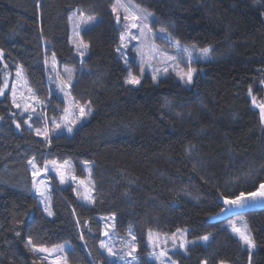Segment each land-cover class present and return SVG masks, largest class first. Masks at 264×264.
I'll list each match as a JSON object with an SVG mask.
<instances>
[{"label":"trees","instance_id":"obj_1","mask_svg":"<svg viewBox=\"0 0 264 264\" xmlns=\"http://www.w3.org/2000/svg\"><path fill=\"white\" fill-rule=\"evenodd\" d=\"M132 1L154 14L152 31L164 28L179 43L213 49L211 60L194 62L190 87L171 75L154 82L145 74L139 85L125 84L129 70L139 76V65L132 52L125 63L117 51L122 25L112 12L114 0H0V86L19 66L48 105L52 126L65 108L43 71L54 53L59 66L74 68L73 101L91 107L71 133L51 129L46 145L23 127L10 94L0 96V264H45L29 238L37 247L69 243L70 264H109L100 248L101 218L112 215L118 237H136L137 264H157L148 258L149 230L178 229L188 240L208 235L209 241L189 245L186 253L171 251L176 264H264V209L241 214L256 244L251 252L225 220H209L220 211V197L264 182L257 107L264 101V0ZM75 10L98 17L79 32L89 45L84 57L69 42L68 17ZM43 125L39 117L37 126ZM46 158L69 161L80 179L89 167L93 202L80 201L72 184L55 181L53 218L47 217L28 169L29 160L41 165Z\"/></svg>","mask_w":264,"mask_h":264},{"label":"rangeland","instance_id":"obj_2","mask_svg":"<svg viewBox=\"0 0 264 264\" xmlns=\"http://www.w3.org/2000/svg\"><path fill=\"white\" fill-rule=\"evenodd\" d=\"M115 3V0L113 2V4ZM122 3L129 5L130 6V11H138L137 9H135L132 6H139L140 10H146L147 12L151 13L152 16L149 17L147 20L143 21V24H147V28H145V36H141L139 29H132L131 31L138 37H140V39H126L124 41V43L127 44V48L122 49V51L125 53V55L130 51L133 53L134 58L136 60V62L139 65V76L142 77L145 74L150 75L153 78L154 75V70L155 69H159V72L155 73L157 75V80L160 78H165L168 76H173L179 83H181L182 85H185L184 81H181L179 76L177 75V71H179L180 69H183V71H187V68L190 66L194 69L197 70L194 62L196 61H208L211 60V54H210V58L209 59H200L199 58V49H201V47L197 46L196 44L193 43H187V44H182L179 43V49L176 47L175 42L176 40L174 39V37L165 30V32L161 33L160 30L157 31H152L149 27V24L151 23V21L154 19V14L148 10L147 8L141 6L140 4L132 1V0H122ZM119 12L121 13V22L120 24L122 25V32H124V26L127 23H130V21H124L123 17L125 15V12L123 11V9H119ZM139 14L142 16L143 12H139ZM85 17L89 16V15H84ZM69 17H72V21L69 20ZM68 17V25H69V42L70 44L73 46L74 51H75V55L76 56H80L78 54V50L76 48V44L81 40L79 36H77L76 32L77 30H79V32L82 29H87L90 26L93 25V23H95L98 19V17H96L95 22H93L92 24L89 25H82L81 24V18L79 17V12L77 10L72 11L70 13ZM77 25H80V28L77 29ZM150 29V31H149ZM171 41V42H170ZM121 45V42H120ZM119 45V47H120ZM153 46L155 47L156 51L155 53H153ZM187 48L189 51H191L193 53V59L191 61H189L188 59V55L187 53H184L182 51V49ZM137 49H139L141 51V53L143 54V65H144V73L143 75H141L140 73V68H141V64H142V57L141 55L137 54ZM167 53L168 56H173L176 57L177 59L175 61H168L166 56L162 55V53ZM155 54V59H151V57ZM2 54L0 52V58H1ZM181 61H183L181 63ZM149 64L151 66H149ZM165 64H167L168 66V72H164L163 68L165 66ZM53 65H55L53 67ZM174 65H178L179 67L176 70H173ZM47 67V82L49 80H54L56 83V90L59 92V95L61 96V98L64 100L65 102V108L69 109L68 113L63 112L61 115L58 116V121L56 119L57 122L61 123V128L66 132L67 131V127H72L82 123L84 120L80 118L79 115V107L73 103V99L71 98V95L69 93V86L72 84L73 80H74V68L71 66H59L56 62V60H53V57H51V59L48 60V65ZM21 70V69H20ZM132 71V70H129ZM16 72L17 69L13 71V73L10 75L9 73H5L4 77H3V82L5 79H7L8 81V87L5 88V91H7L10 96H11V101H12V85L15 84V88H16V100L17 102H19L21 104V109H17L15 108V110L17 111L19 117L22 118V122L26 119H28L29 114H31L33 116V119L29 121V123L32 124V128L30 129L28 127V125H25L24 123L22 124L23 127L26 130H30L32 131L35 135V130L36 129H40L41 131H43L44 129H48L49 130V138L51 140V136L53 135V132L51 131V129L55 128V125L53 124L51 126V124L48 123V119L46 117V110L48 108V105H44V101H42L41 99L37 98L34 94L33 91L31 90L30 86L28 85L26 78L24 76V74L21 71V75L19 77L16 76ZM198 70L196 71V73L194 74L196 76ZM128 75V74H127ZM71 77V82L69 83L68 78ZM127 77V76H126ZM126 79V78H125ZM157 80L155 82H157ZM64 82V84H66L67 86L64 87V91H61V82ZM264 84V83H263ZM186 87H190V86H186ZM65 92L69 93V95H65ZM50 94H48V99H50ZM27 104L30 105L31 107L29 108L28 112H23V106ZM264 104V101L263 103ZM34 108V111H33ZM42 108V110H41ZM64 108V109H65ZM38 109V110H37ZM259 110V108H258ZM41 117V119L44 122V125L42 127L37 126V119ZM63 118V119H62ZM72 119H76L77 123L75 125L71 124L70 121ZM259 119H260V110H259ZM261 122V119H260ZM35 124V126H34ZM263 130H264V124H262ZM19 130V128H18ZM58 130V129H57ZM56 131V130H55ZM69 133V132H68ZM37 136V135H36ZM44 144H49L48 141H46L42 136H37ZM52 161H56L57 165H53L51 162ZM35 162V161H34ZM67 162V163H65ZM36 163V162H35ZM37 165V168L40 171V175L36 178L37 183L40 184L41 181H43L42 184H40L41 186V190H45L46 189V196L48 197V199H46L44 201V203H40L41 197H39L37 195V193L35 192V190L32 188V183H33V176H32V172L33 169L31 167V165L29 164V173H30V180H31V191L33 192V194L36 196L37 200H38V204L41 207V209L45 212L46 216L49 218H53V215L49 216L47 214V212L45 211V204H47L49 206V209L51 210V190L55 188V184L54 182L57 181L61 186L67 185V184H72L73 185V191L75 193V195L78 197V199L84 203H88L86 201L83 200L84 195H89L90 198L91 196V181L89 178L90 175V170L89 167H85V171L88 168V171L86 172V177L83 179L77 178L72 170V165L69 161H62V160H57V159H49L46 158V160L42 161L41 165ZM47 166V167H46ZM59 166V170L62 172L66 173L65 176V183L61 184L60 183V179L57 176V167ZM75 176V180L72 179V177ZM81 181H84V184L81 185ZM57 187V186H56ZM90 203V202H89ZM52 212V210H51ZM53 213V212H52ZM102 219V223H103V238L101 240V242L103 241L105 244H108L110 246L113 247V251L115 253H117V255H114L112 257L108 256L107 250L106 249H102L103 252L106 254V256L108 257V259L111 262H114L116 264H125V261H130L131 257H128L126 255L127 252L131 251V248L129 246V242H131V236H133V234L131 232V235L128 233L127 237H118L115 234L114 231V219L115 217L112 216H106L101 218ZM226 221V227L229 229V231L236 236L237 238L238 235L232 232L231 226H230V221L232 222H236L237 227H241L243 228L244 225L247 226V229L249 231L248 228V224L246 219L241 215V214H237L234 215L228 219L225 220ZM181 230L180 232H174L173 234H162V233H158L155 231H151L153 234V241H155L159 246L154 247L150 241H149V232L147 234V246L149 248V253H148V258L151 261L156 262L157 264H159V261H157L155 259L156 256L159 255V253L161 251H167L168 255L167 257H164L162 259L165 260V264H169V258L170 261H174L171 256L169 255V253L171 251H177L178 249L181 250L182 252L186 253V249L189 245H191V243H189L186 248H180L179 247V241L184 239L185 237L187 238V234H186V230ZM108 232L109 235L105 236L104 233ZM250 233V232H249ZM175 234L176 236V241L177 243L174 246L173 243V235ZM208 236V235H207ZM158 237V240H157ZM188 240V238H187ZM191 242V240H188ZM195 242H202L204 244H206L208 241H202L200 240V238H197L195 240H192ZM100 242V243H101ZM61 246H67V249L70 248L69 243H63V244H59L57 246L51 247V248H47L49 249V253H36L39 257V259L41 261H43L45 264H54V260L55 257L57 255L56 252H54V249H57ZM246 246V245H245ZM31 248V246H30ZM253 250V249H252ZM251 250V251H252ZM67 251V250H66ZM66 251L64 252H60L58 253V255L61 258H65L66 257ZM47 256V259H43V257ZM134 256L136 258V255L134 253ZM121 257H123V259H121ZM137 260V259H136ZM135 260V264H137ZM175 262V261H174ZM66 264H70L67 260H66ZM176 264V262H175ZM203 264V262L201 263ZM221 264H226V263H221Z\"/></svg>","mask_w":264,"mask_h":264},{"label":"snow or ice","instance_id":"obj_3","mask_svg":"<svg viewBox=\"0 0 264 264\" xmlns=\"http://www.w3.org/2000/svg\"><path fill=\"white\" fill-rule=\"evenodd\" d=\"M135 9H137L138 11H130V6L126 5L124 3H122V0H115V3L112 6V12L116 17V22L117 24H119L121 22V17H120V13H119V9H123V11L125 12V15L123 17L124 21H130V23L125 24L124 26V32H122L121 36H120V40H121V45L119 48H117V51L121 53V56L125 58V63H127V57L125 55V53L122 51V49L127 48V44L124 43V41L128 38L130 39H140V37L136 36L131 30L132 29H139L141 36H145V28H147V24H143L144 20H147L149 17L152 16L151 13L147 12L146 10H140L139 6H132ZM139 12H143V15L141 16L139 14ZM79 17L81 18V24L82 25H89L92 24L93 22H95L96 17L94 16H84L83 12H79ZM72 17H69V20L72 21ZM80 28V25H77V29ZM150 31V29H149ZM160 32L163 33L165 32L164 28L160 29ZM77 36H79V30H77L76 32ZM171 42V41H170ZM176 47L179 49V41L175 42ZM77 50H78V54L81 57H84L87 49L89 47V45L87 43H85L82 39L75 45ZM156 50L155 47L153 46V53H155ZM182 51L184 53H187L188 55V59L189 61H191L193 59V53L191 51H189L187 48L182 49ZM213 51V49L208 46V47H203L201 49H199V58L200 59H209L210 58V53ZM137 54L141 55L142 57V64H141V68H140V73L141 75H143L144 73V65H143V54L141 53V51L139 49H137ZM162 55L166 56L168 61H175L177 58L173 57V56H168L167 53H162ZM155 54L151 57V59H155ZM53 60H55V54L53 53ZM47 63V61H45ZM183 61H181L182 63ZM55 65H53L54 67ZM149 66H151L149 64ZM179 66L178 65H174L173 70H176ZM164 72H168V66L167 64H165L164 68H163ZM196 69L192 68L189 66L187 68V71H183V69H180L179 71H177V75L179 76L181 81L185 82L186 86H191L194 81H195V73H196ZM159 72V69H155L154 70V75H153V81L155 82L157 80V75L155 73ZM21 75V70L19 68V66L17 67V72H16V76L19 77ZM69 83L71 82V77L68 78ZM125 84L128 85H132V86H136L139 85L141 83V77L137 76L135 74H133L132 71L128 72V75L125 79ZM67 85L64 84V82H61V91H64V87H66ZM8 87V81L7 79L4 80L3 86H0V96L5 95V88ZM65 95H69V93L65 92ZM249 95L252 96V89L251 87L249 88ZM252 101L253 104H256V97L252 96ZM74 104L78 105V102L73 101ZM169 103V102H166ZM12 105L13 107L17 108V109H21V104L19 102H17L16 100V88H15V84L12 85ZM31 106L25 104L23 106V112H28L29 108ZM257 107H259L260 110V119H261V124H264V104H260L257 105ZM34 111V108H33ZM65 113L69 112L68 108L64 109ZM91 113V107L90 105L88 106H79V115L80 118L83 119L85 116H87L88 114ZM33 119V116L31 114H29L28 119L24 120L23 123L25 125H28V127L31 129L32 128V124L29 123L30 120ZM63 119V118H62ZM13 123H16L15 120H13ZM52 123L55 125V128L53 129V131H55V129H60L61 123L57 122L56 120H53ZM71 124L75 125L77 123L76 119H72L70 121ZM16 127L20 128L21 124L20 123H16ZM67 131L69 133H71L73 131L72 127H67ZM35 133L37 136H42L46 141H48V143H51V140L49 138V130L48 129H44L43 131H41L40 129H36ZM28 163L31 165L33 172H32V176H33V183H32V188L35 190V192L37 193V195L39 197H41L40 203H44V201L46 199H48V197L46 196V189L45 190H41V186L40 184L43 183V181L40 182V184L37 183L36 178L41 174L39 169L37 168L36 163L34 162V160H29ZM53 165H57L56 161H52L51 162ZM67 163V162H65ZM87 164V162H86ZM47 167V166H46ZM57 176L60 179V183L64 184L65 183V176L66 173L62 172L59 170V166L57 167ZM73 180H75V176L72 177ZM81 185L84 184V181L80 182ZM83 200L86 202H93V198H90L89 195H84ZM257 202H260L262 204H264V182H261L259 187L256 188L255 191H249V192H244L241 191L239 193V195H233L231 198H229L228 196H223V205L224 207L220 208V212H227L229 211L231 208H242V207H246V206H250V204H255ZM45 211L47 212V214L49 216L53 215V213L51 212V210L49 209V206L47 204H45ZM230 226L232 229V232L237 234L239 237V240L242 242V244L247 246V249L249 250V252H251L252 249H254L256 247L255 241L251 238V235L247 229V226L244 225L243 228L241 227H237L236 222H232L230 221ZM181 230H177V232H180ZM131 235V233H129ZM17 235H19V233H17ZM105 236H108L109 233L105 232L104 233ZM83 238V237H81ZM173 243L174 246L177 243L176 241V236L175 234L173 235ZM135 240L136 237L135 236H131V242H129V246L131 248V251L127 252L126 255L128 257H131L130 261H125V264H135V256L134 253L136 251V244H135ZM158 240V237H157ZM200 240L202 241H208L209 240V236L205 235L203 237H200ZM149 241L150 243L156 247L159 246L155 241H153V234L151 232V230H149ZM191 243V244H195V241H188L187 238L185 237L184 239L179 241V247L180 248H186V246ZM27 244L29 246H31V250L33 251V253H49V249L44 248V247H37L33 244V241L29 238V240L27 241ZM100 248L101 249H106L108 256L112 257L114 255H117V253H115L113 251V247L105 244L103 241L100 243ZM68 250L67 246H61L57 249H54L53 251L57 253L55 260H54V264H66V257L65 258H61L58 253L60 252H64ZM168 253L167 251H161L159 253L158 256L155 257V259L157 261H159V264H165V260L162 259L164 257H167ZM48 257L45 256L43 257V259H47ZM121 259H123V257H121ZM109 264H112L111 261H109ZM169 264H175L174 261H170L169 258ZM203 264H207V262H203Z\"/></svg>","mask_w":264,"mask_h":264},{"label":"water","instance_id":"obj_4","mask_svg":"<svg viewBox=\"0 0 264 264\" xmlns=\"http://www.w3.org/2000/svg\"><path fill=\"white\" fill-rule=\"evenodd\" d=\"M259 185H258V187H259ZM255 190H253V191H255ZM218 202L221 204V208L224 207L223 197H220L218 199ZM263 209H264V204L257 202L255 204H250V206H246V207H242V208H231L229 211L223 212V213L218 211L217 213L212 215L209 220L211 222L224 221V220H226V219H228L234 215H237V214H243V213H246L249 211H258V210H263Z\"/></svg>","mask_w":264,"mask_h":264},{"label":"bare ground","instance_id":"obj_5","mask_svg":"<svg viewBox=\"0 0 264 264\" xmlns=\"http://www.w3.org/2000/svg\"><path fill=\"white\" fill-rule=\"evenodd\" d=\"M44 58H45V57H44ZM44 61H47V59H44ZM46 69H47L46 65H45V66L43 65V71H44V72L46 71V73H47V70H46ZM3 83H4V82H3Z\"/></svg>","mask_w":264,"mask_h":264}]
</instances>
